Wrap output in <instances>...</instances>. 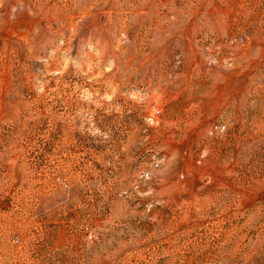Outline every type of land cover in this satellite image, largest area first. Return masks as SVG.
Listing matches in <instances>:
<instances>
[{
	"label": "rangeland",
	"instance_id": "obj_1",
	"mask_svg": "<svg viewBox=\"0 0 264 264\" xmlns=\"http://www.w3.org/2000/svg\"><path fill=\"white\" fill-rule=\"evenodd\" d=\"M0 264H264V0H0Z\"/></svg>",
	"mask_w": 264,
	"mask_h": 264
},
{
	"label": "bare ground",
	"instance_id": "obj_2",
	"mask_svg": "<svg viewBox=\"0 0 264 264\" xmlns=\"http://www.w3.org/2000/svg\"><path fill=\"white\" fill-rule=\"evenodd\" d=\"M149 105H155V110L159 109V99L157 98V96H153L150 100H149ZM152 101H155L156 103H152ZM149 112L151 113V110L149 109ZM152 116H154L155 119H158L159 116L156 113H152Z\"/></svg>",
	"mask_w": 264,
	"mask_h": 264
}]
</instances>
